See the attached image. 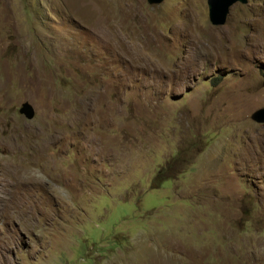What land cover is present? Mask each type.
I'll list each match as a JSON object with an SVG mask.
<instances>
[{
  "label": "rangeland",
  "instance_id": "obj_1",
  "mask_svg": "<svg viewBox=\"0 0 264 264\" xmlns=\"http://www.w3.org/2000/svg\"><path fill=\"white\" fill-rule=\"evenodd\" d=\"M263 107L264 0H0V264H264Z\"/></svg>",
  "mask_w": 264,
  "mask_h": 264
},
{
  "label": "water",
  "instance_id": "obj_2",
  "mask_svg": "<svg viewBox=\"0 0 264 264\" xmlns=\"http://www.w3.org/2000/svg\"><path fill=\"white\" fill-rule=\"evenodd\" d=\"M162 0H147L148 3H160ZM248 0H206L208 7V19L213 25H223L226 22L230 7L236 2L242 4ZM20 112L27 118L33 116V108L28 102H24L20 108ZM252 118L259 122H264V107L256 110L252 114Z\"/></svg>",
  "mask_w": 264,
  "mask_h": 264
},
{
  "label": "trees",
  "instance_id": "obj_3",
  "mask_svg": "<svg viewBox=\"0 0 264 264\" xmlns=\"http://www.w3.org/2000/svg\"><path fill=\"white\" fill-rule=\"evenodd\" d=\"M158 174L160 175V174H162V172L160 171V172H158ZM160 183H162V182H160Z\"/></svg>",
  "mask_w": 264,
  "mask_h": 264
}]
</instances>
